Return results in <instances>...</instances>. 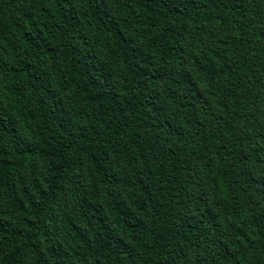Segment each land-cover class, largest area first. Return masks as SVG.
Instances as JSON below:
<instances>
[{
	"label": "trees",
	"instance_id": "1",
	"mask_svg": "<svg viewBox=\"0 0 264 264\" xmlns=\"http://www.w3.org/2000/svg\"><path fill=\"white\" fill-rule=\"evenodd\" d=\"M0 264H264V0H0Z\"/></svg>",
	"mask_w": 264,
	"mask_h": 264
}]
</instances>
